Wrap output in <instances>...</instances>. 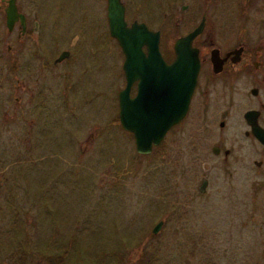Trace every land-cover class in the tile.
<instances>
[{
	"label": "rangeland",
	"instance_id": "rangeland-1",
	"mask_svg": "<svg viewBox=\"0 0 264 264\" xmlns=\"http://www.w3.org/2000/svg\"><path fill=\"white\" fill-rule=\"evenodd\" d=\"M77 3L24 0L28 30L34 20L38 30L21 46L0 12V264H264V167L252 164L258 144L245 139L240 105L220 128L224 106L193 101L149 154L137 153L118 119L123 53ZM152 3L150 29L170 62L187 28L163 27ZM25 64L32 76L19 90Z\"/></svg>",
	"mask_w": 264,
	"mask_h": 264
},
{
	"label": "flooded vegetation",
	"instance_id": "flooded-vegetation-1",
	"mask_svg": "<svg viewBox=\"0 0 264 264\" xmlns=\"http://www.w3.org/2000/svg\"><path fill=\"white\" fill-rule=\"evenodd\" d=\"M119 1L123 6L122 18L126 28H131L133 25L152 28L149 18L153 16V0ZM159 1L163 9L162 21L166 23L163 27L187 28L183 34L178 36L185 35L194 28H201L200 32L192 39V46L197 49L198 72L186 113L193 101H197L204 111L224 106V110L220 111L223 117L218 122V126L223 128L226 124L225 117L229 112L227 108H230L234 102L239 104L243 110L242 119L248 126V129L243 130L245 139L250 138L258 144L256 154L259 157L253 159L252 164L258 169L264 167V144L253 134L249 123V118L252 116L253 122L264 129V97H260L261 93L264 94V0H157V2ZM12 4L16 11L24 16V26L21 25L19 18L12 25V30L13 28L17 30L16 35L21 46L25 43L26 37L37 32L38 22L34 20L33 28L28 30L26 19L28 12L25 9L24 0H12ZM77 4L85 16L86 25L92 26V28H109L108 0H78ZM8 7L9 0H0V12L4 16L5 28H7L5 14ZM12 30L7 31V35ZM142 48L145 51V47ZM9 50L10 46H7V51ZM39 53L41 55L40 51ZM57 57L52 59V67L67 58L55 61ZM24 73L32 76L26 64L21 67V74L24 78L19 83V90L29 89V86H26ZM248 83L251 85L247 89ZM125 84L124 76V85L118 90V93L125 87ZM39 85L41 86V84ZM68 87L73 95L76 84L70 82ZM136 92L137 81H133L129 95L133 97ZM247 93L251 95V100H255V106L249 107ZM16 100L20 101V98L17 97ZM248 111H252V113L246 116ZM211 151L216 155L222 151L224 158H227L231 152L228 148L221 149L219 144H214ZM262 171L264 172V168ZM207 183V178H201L197 190L203 192ZM258 183L264 185V174ZM262 192V200L257 203L258 209H261L262 215H264V189ZM254 198L252 196V200Z\"/></svg>",
	"mask_w": 264,
	"mask_h": 264
},
{
	"label": "water",
	"instance_id": "water-1",
	"mask_svg": "<svg viewBox=\"0 0 264 264\" xmlns=\"http://www.w3.org/2000/svg\"><path fill=\"white\" fill-rule=\"evenodd\" d=\"M107 17L109 35L116 39L124 56L122 69L126 84L118 93L119 123L133 135L136 152L149 154L169 128L186 114L198 72L197 49L192 46V39L201 28H194L175 39L174 59L167 63L159 50V30L148 29L144 25L126 28L119 0H108ZM18 18L24 26V16L9 0L5 14L7 31L12 30ZM68 55L69 52L63 50L55 61H61ZM133 81H137V92L131 97L129 91ZM251 113L248 111L246 116ZM251 117L252 132L264 144V129L258 127ZM162 221L159 219L152 226L153 234L160 229Z\"/></svg>",
	"mask_w": 264,
	"mask_h": 264
},
{
	"label": "trees",
	"instance_id": "trees-1",
	"mask_svg": "<svg viewBox=\"0 0 264 264\" xmlns=\"http://www.w3.org/2000/svg\"><path fill=\"white\" fill-rule=\"evenodd\" d=\"M58 259H59V258H58ZM58 259L54 257L52 260H53V261L55 260L57 263H59V262H58ZM53 261H51V262H53ZM60 262H61V261H60ZM52 264H53V263H52Z\"/></svg>",
	"mask_w": 264,
	"mask_h": 264
}]
</instances>
